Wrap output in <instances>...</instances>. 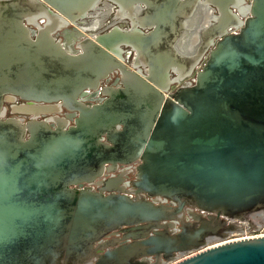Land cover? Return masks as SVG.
I'll return each mask as SVG.
<instances>
[{
	"label": "water",
	"instance_id": "95a60500",
	"mask_svg": "<svg viewBox=\"0 0 264 264\" xmlns=\"http://www.w3.org/2000/svg\"><path fill=\"white\" fill-rule=\"evenodd\" d=\"M102 1L128 12L129 31L114 26L78 44L79 53L55 40ZM199 1L0 0V107L12 95L46 104L12 113L52 114L54 103L78 113L74 126L55 130L1 114L0 264H264V236L228 242L264 231V0H209L216 24L201 14L191 26L187 10ZM235 2H248L243 20L229 10ZM230 22L237 34H227ZM197 38L210 50L194 85L168 93L169 70L186 69L172 44L189 51ZM123 48L135 53L132 72ZM111 74L121 88H105L90 107L79 100ZM138 159L134 199L69 188L105 163ZM185 206L201 213L194 224H185ZM178 221L181 232L170 231ZM122 227L128 234H112V243L107 233Z\"/></svg>",
	"mask_w": 264,
	"mask_h": 264
},
{
	"label": "flooded vegetation",
	"instance_id": "af4514ba",
	"mask_svg": "<svg viewBox=\"0 0 264 264\" xmlns=\"http://www.w3.org/2000/svg\"><path fill=\"white\" fill-rule=\"evenodd\" d=\"M209 0H200L198 3H196V7L189 8L188 14H190L191 18V26L195 23H200L199 17L201 14L204 15V19H206L209 24L215 25L216 23L214 20L220 18V12L217 7H209L208 9L205 8L204 4ZM248 5V2H246L244 5L232 3L231 6H229V10L231 13L237 15L240 17V12L246 11V6ZM119 9L117 6L111 2L108 1H102L97 10L93 12L90 17L82 22H78L76 25H69V27L54 35L55 40H59L63 46H65L67 49L71 50L72 53H79V49L77 47L78 44L83 43L86 39L93 38L96 34H103L107 31H109L114 26L119 27L120 29L124 31H129L131 29V20L126 17L128 12H126L125 17L118 16ZM151 11V10H149ZM139 12H148V8L141 4L139 6ZM241 20L243 18L240 17ZM230 27L226 30L227 34L234 35L237 34L239 29H236L234 26L235 23L230 22ZM31 31V29H30ZM32 32V31H31ZM145 33L150 32L149 30H145ZM221 38H216L215 42L217 40H220ZM194 41H197L194 46L189 47V51L187 49V45H182L179 42H175L172 44L173 48L175 49V53L180 54L181 57L185 60V70L178 69L177 67H174L173 69L169 70V80L167 82L168 87V93L175 92L178 88L182 86V84H190L194 85L195 76L198 71L201 70V68L204 66L205 61L208 57V51L205 49V42L199 41L198 38L194 39ZM196 56H200L201 59L199 60L198 64L193 68L192 73L189 77H186L181 84H177L174 81L178 78H181L187 74H189V66L192 64L194 58ZM123 63L126 66L127 70L131 71L132 65L134 62L135 53L132 51L131 48H123ZM181 58V59H182ZM142 74H145L144 69H140ZM105 88H114L118 89L121 88L120 80L118 75L111 74L107 77V79L102 80L100 82V86L96 93H88L83 98L79 99L81 102H83L84 105L90 107L91 105H96L101 103L105 100V97H103L100 92L103 91ZM7 98V100H5ZM20 105H33V106H46L44 103H32L27 102L22 99H20L17 96L12 95H4L3 96V102L0 107V117L3 113V117L1 119L7 120V119H16L20 121L22 124L26 125L31 122H47L49 127L53 130L57 129L59 126L64 125L67 123V128L72 127L75 125V121L78 118V113L68 112L65 109H63L60 106V103H54L53 106V113L52 114H43L40 111H35L33 114H16L12 113V107L13 106H20ZM52 120V121H51ZM29 135L26 134L25 139H28ZM102 144L106 146H110V143L107 141L106 137H103V140L100 141ZM141 165V161L138 159L136 161H133L129 164H117L112 165L110 163H105L102 165L101 169L97 170L94 174L88 176V181H82L80 183H77L75 185H70V189H75L78 191H82L85 189H89L93 193H101L104 197L110 196V195H124L129 196L131 199H134L136 195L133 192L137 191V188L135 186L136 183H138V168ZM145 199L149 202H155L156 200L160 202H165V206L177 208L178 203L174 202L169 199H165L162 197H150L147 194H145ZM183 214H184V222L185 224H194V220L190 216H198L201 213L198 212L196 209L191 208L189 206H185L183 208ZM180 216V215H179ZM204 217H207V214H203ZM182 223L178 221V223L175 225V228L170 230L174 233L181 232ZM125 227H122L121 229L113 230L111 232H108L107 235L110 236L111 242L113 241L114 237L112 234H118L119 238H122L124 235L128 234V232H125ZM160 232L159 229H152L149 232L150 235H154L156 233ZM109 240H105V242L96 243L95 247H98L99 253H102L101 248L104 247L105 243ZM180 257L179 253L173 254V256H170V258H178ZM150 263L149 264H164L166 262L165 259L161 258L159 261L155 262L152 258H149Z\"/></svg>",
	"mask_w": 264,
	"mask_h": 264
},
{
	"label": "built area",
	"instance_id": "2783aa9c",
	"mask_svg": "<svg viewBox=\"0 0 264 264\" xmlns=\"http://www.w3.org/2000/svg\"><path fill=\"white\" fill-rule=\"evenodd\" d=\"M264 236V234H255V235H250V234H245V235H233L231 239L228 242H233L237 240H243V239H248V238H254V237H261ZM193 254L189 255L192 256Z\"/></svg>",
	"mask_w": 264,
	"mask_h": 264
},
{
	"label": "rangeland",
	"instance_id": "374dc122",
	"mask_svg": "<svg viewBox=\"0 0 264 264\" xmlns=\"http://www.w3.org/2000/svg\"><path fill=\"white\" fill-rule=\"evenodd\" d=\"M250 235H255V233H249ZM259 234H264V231L260 232ZM236 235V234H235Z\"/></svg>",
	"mask_w": 264,
	"mask_h": 264
}]
</instances>
